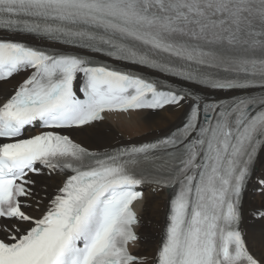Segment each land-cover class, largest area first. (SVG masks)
<instances>
[{
  "label": "snow or ice",
  "instance_id": "obj_1",
  "mask_svg": "<svg viewBox=\"0 0 264 264\" xmlns=\"http://www.w3.org/2000/svg\"><path fill=\"white\" fill-rule=\"evenodd\" d=\"M0 33V264H264V0H0ZM117 112L181 115L120 144ZM146 190L169 193L151 255Z\"/></svg>",
  "mask_w": 264,
  "mask_h": 264
},
{
  "label": "bare ground",
  "instance_id": "obj_2",
  "mask_svg": "<svg viewBox=\"0 0 264 264\" xmlns=\"http://www.w3.org/2000/svg\"><path fill=\"white\" fill-rule=\"evenodd\" d=\"M23 77H16L12 79L4 88H10L15 85ZM225 97V96H224ZM145 113H131V114H108L107 118L102 125L105 129H110V143H142L151 139H155L164 134L172 125L178 123V117L181 115L179 112L174 114H167L166 120H145ZM75 137L78 141H83L86 145L95 147V136L93 130L89 129L86 133H77ZM258 172L264 171V168L258 167ZM50 185L52 181H47ZM254 187V184H250ZM53 187L49 191H54ZM147 203L145 206L137 204L136 208L144 218V225L138 229V233L143 234L146 239H143L138 245L136 251L142 254H153L156 247V238L158 236V229L164 223L167 213V203L169 194L167 192H154L146 190ZM246 203L256 204L259 203L258 194L251 189L248 190L246 196ZM39 215V212L33 213ZM247 231L249 239L253 243V247L259 250V243L261 234L264 233V222L249 221L247 224Z\"/></svg>",
  "mask_w": 264,
  "mask_h": 264
}]
</instances>
